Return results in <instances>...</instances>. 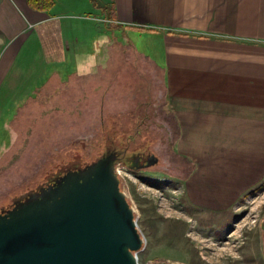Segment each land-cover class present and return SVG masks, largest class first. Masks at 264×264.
I'll list each match as a JSON object with an SVG mask.
<instances>
[{
    "label": "crops",
    "instance_id": "0c3cea01",
    "mask_svg": "<svg viewBox=\"0 0 264 264\" xmlns=\"http://www.w3.org/2000/svg\"><path fill=\"white\" fill-rule=\"evenodd\" d=\"M45 4L0 0V107L95 108L102 97L115 108L156 104L172 129L169 152L185 166L188 204L223 211L261 181L264 0ZM32 56L41 68L29 73L19 62Z\"/></svg>",
    "mask_w": 264,
    "mask_h": 264
},
{
    "label": "rangeland",
    "instance_id": "374dc122",
    "mask_svg": "<svg viewBox=\"0 0 264 264\" xmlns=\"http://www.w3.org/2000/svg\"><path fill=\"white\" fill-rule=\"evenodd\" d=\"M3 46L0 37V55ZM25 50L24 44L20 52ZM32 58L24 66L17 61L19 67L34 73L41 60ZM116 76L111 80L119 85H136ZM116 102L102 97L95 108L0 107V213L114 143L126 153L149 150L156 156L155 163L138 169L117 156L113 162L143 238L135 251L139 264H264V177L226 210L188 204L181 190L185 166L169 152L173 133L158 117L159 108L146 102L135 109L107 106ZM125 110L130 112L120 117ZM108 112L118 116L107 121ZM129 117L131 124L120 123Z\"/></svg>",
    "mask_w": 264,
    "mask_h": 264
},
{
    "label": "water",
    "instance_id": "95a60500",
    "mask_svg": "<svg viewBox=\"0 0 264 264\" xmlns=\"http://www.w3.org/2000/svg\"><path fill=\"white\" fill-rule=\"evenodd\" d=\"M115 157L105 152L65 170L0 213V264H139L142 237ZM155 161L151 153L147 164Z\"/></svg>",
    "mask_w": 264,
    "mask_h": 264
},
{
    "label": "flooded vegetation",
    "instance_id": "af4514ba",
    "mask_svg": "<svg viewBox=\"0 0 264 264\" xmlns=\"http://www.w3.org/2000/svg\"><path fill=\"white\" fill-rule=\"evenodd\" d=\"M108 146L111 147L109 149H106L104 153L114 151L116 156L120 157L129 168L138 169L151 165V164H147V159L150 157L151 154V151L149 150H142V151L137 150L126 153V149L122 146L120 148H116L117 146L114 145V143L109 144Z\"/></svg>",
    "mask_w": 264,
    "mask_h": 264
},
{
    "label": "trees",
    "instance_id": "16d2710c",
    "mask_svg": "<svg viewBox=\"0 0 264 264\" xmlns=\"http://www.w3.org/2000/svg\"><path fill=\"white\" fill-rule=\"evenodd\" d=\"M45 1H46V4L45 5H47V4L50 3V0H45ZM39 3H43V0H39Z\"/></svg>",
    "mask_w": 264,
    "mask_h": 264
},
{
    "label": "built area",
    "instance_id": "2783aa9c",
    "mask_svg": "<svg viewBox=\"0 0 264 264\" xmlns=\"http://www.w3.org/2000/svg\"><path fill=\"white\" fill-rule=\"evenodd\" d=\"M114 168L116 169V167L114 166ZM117 170V169H116ZM134 254H135V252H134Z\"/></svg>",
    "mask_w": 264,
    "mask_h": 264
},
{
    "label": "bare ground",
    "instance_id": "6f19581e",
    "mask_svg": "<svg viewBox=\"0 0 264 264\" xmlns=\"http://www.w3.org/2000/svg\"><path fill=\"white\" fill-rule=\"evenodd\" d=\"M132 208V207H131ZM142 242H143V238H142Z\"/></svg>",
    "mask_w": 264,
    "mask_h": 264
}]
</instances>
